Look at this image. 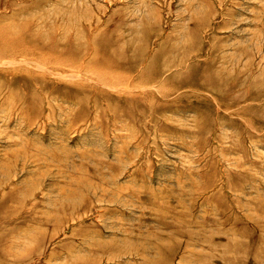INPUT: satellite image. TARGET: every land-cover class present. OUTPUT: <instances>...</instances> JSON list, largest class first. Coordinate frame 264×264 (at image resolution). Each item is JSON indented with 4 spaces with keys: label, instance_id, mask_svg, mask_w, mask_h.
<instances>
[{
    "label": "rangeland",
    "instance_id": "374dc122",
    "mask_svg": "<svg viewBox=\"0 0 264 264\" xmlns=\"http://www.w3.org/2000/svg\"><path fill=\"white\" fill-rule=\"evenodd\" d=\"M0 264H264V0H0Z\"/></svg>",
    "mask_w": 264,
    "mask_h": 264
}]
</instances>
